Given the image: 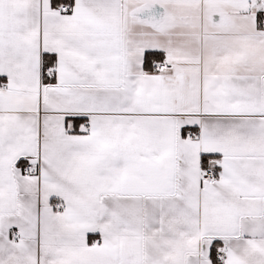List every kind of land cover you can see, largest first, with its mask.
I'll use <instances>...</instances> for the list:
<instances>
[{
  "label": "snow or ice",
  "instance_id": "snow-or-ice-1",
  "mask_svg": "<svg viewBox=\"0 0 264 264\" xmlns=\"http://www.w3.org/2000/svg\"><path fill=\"white\" fill-rule=\"evenodd\" d=\"M0 264H264V0H0Z\"/></svg>",
  "mask_w": 264,
  "mask_h": 264
}]
</instances>
